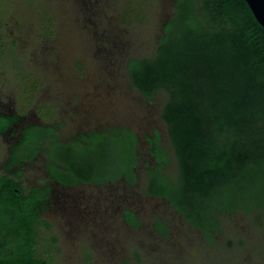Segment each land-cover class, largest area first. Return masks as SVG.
<instances>
[{
    "label": "rangeland",
    "instance_id": "obj_1",
    "mask_svg": "<svg viewBox=\"0 0 264 264\" xmlns=\"http://www.w3.org/2000/svg\"><path fill=\"white\" fill-rule=\"evenodd\" d=\"M171 3L172 0H0V89L10 95V102L19 112H35L47 124L64 122L63 140H72L87 129L107 132L112 127L129 126L140 136L156 130L163 146L173 154L161 118L167 95L160 94L150 105L129 86L126 70L129 58L153 57L163 22L174 16ZM32 92L34 100L28 108H22ZM92 93L103 94L98 98L102 101L93 103L99 111H82L83 104H90ZM49 109L52 117H47ZM81 116L89 119L84 121ZM114 147L111 142L110 163H119L121 155L118 157L120 152ZM146 149L142 144L137 156L140 158ZM102 153L95 154L96 159ZM5 155L6 142L0 139V163ZM140 162V182L132 195L139 205L141 225L131 230L126 242L125 258L130 264H264V172L257 178L256 188L247 185L243 191V182L234 183L218 190L212 200L202 201L200 208L209 220L193 214L205 226L201 232L167 202L146 197L143 158ZM164 173L172 179L178 177L174 157ZM219 207H233L237 212L219 214L216 223L211 218ZM158 220L168 225L165 238L155 230ZM207 231L215 232L209 237ZM54 241L65 244L62 254L53 246L49 250L48 244ZM40 242L38 258L50 264H82L75 248L80 243L75 233L59 226L43 234ZM98 258V264H104ZM103 258L107 264L123 261L122 255Z\"/></svg>",
    "mask_w": 264,
    "mask_h": 264
},
{
    "label": "trees",
    "instance_id": "obj_2",
    "mask_svg": "<svg viewBox=\"0 0 264 264\" xmlns=\"http://www.w3.org/2000/svg\"><path fill=\"white\" fill-rule=\"evenodd\" d=\"M174 4L173 19L163 27L165 34L153 57L129 58L126 70L133 89L149 103L167 95L161 118L173 154L156 142L158 166L151 172L147 193L165 198L189 223L205 230L193 216L209 220L200 208L202 201L212 200L218 190L234 183L243 182V191L247 185L256 188L264 172V29L245 0H175ZM6 125L0 116V134ZM26 137L35 146L41 140L53 141V163H110L109 145L114 142L118 157L128 154L130 170L136 166L137 140L129 130L121 139L96 135L89 147L80 142L62 144L51 128L33 127ZM34 150L26 155L29 160L37 155ZM173 157L179 168L176 179L164 173ZM3 185L0 264H35L36 234L22 215L32 207L23 205V194H16L14 186L6 192ZM236 212L233 207H219L211 220L217 223L219 214ZM130 222L135 228L141 225L132 212ZM156 226L162 230L159 221ZM213 232L207 231V236Z\"/></svg>",
    "mask_w": 264,
    "mask_h": 264
},
{
    "label": "flooded vegetation",
    "instance_id": "obj_3",
    "mask_svg": "<svg viewBox=\"0 0 264 264\" xmlns=\"http://www.w3.org/2000/svg\"><path fill=\"white\" fill-rule=\"evenodd\" d=\"M174 1L172 0L171 4L175 8ZM172 19L173 16L163 22L158 41L165 34L163 27ZM34 95V92L27 95L26 98H30V101L23 103L22 108L29 107V104L34 100ZM9 96L0 89V116L5 119L7 124L5 130L0 134V139L6 142V155L0 163V185L4 184L6 192L14 186L16 194L19 192L23 194V205L28 208L32 207L30 211L22 215L27 216L30 220V226L36 234L35 264H50L49 260L38 258L37 250L41 245V236L49 234L59 226L77 235L80 243L76 244L75 248L77 253L79 252L82 264H98V257H101V261L107 264L108 262L104 260L103 256L120 257V255L123 258L122 264H130L125 258L128 251L126 242L129 240L131 230L136 229L131 225L130 213L132 212L141 222L139 205L132 195L140 182L137 169L141 163L140 159L144 160L148 188L152 183L151 172L156 171L158 166L157 156L154 153L157 150L156 142H159L163 149L169 153L163 146L159 132L153 130L150 135L140 136L129 126L112 127L107 132L87 129L83 133L79 132L72 140H63L62 132L66 128L64 122L47 124L35 112L27 111L26 114L19 112L17 106L10 102ZM100 96L103 97V94L92 93L90 104H83L82 111L89 112L93 108L99 111V107L94 106L93 103L102 101L98 99ZM84 108L87 109L84 110ZM108 109L112 110L110 107ZM46 111L48 112L47 117H52L51 109ZM81 117L84 121L89 119V116ZM33 127L53 129V134L57 135L58 141L62 144L80 142L86 147L92 144L93 137L96 135L105 134L110 139H121L124 133L129 130L137 140L134 150L136 166L130 170L129 167L132 166L127 159L128 154L122 156L119 163L103 165L89 162L53 163L50 157V153L54 151L53 141L41 140L40 145L36 143V146L25 141L26 132ZM142 144L146 145L147 151L139 158L137 151ZM33 149L37 150V155L29 160L30 151ZM15 154L16 156H14ZM40 160L43 161L38 162ZM52 170L56 171V176L52 174ZM128 170L134 173V178H131ZM146 197L152 201L167 202L172 206L163 197H154L148 193H146ZM158 221L162 225V230L157 226H155V230L162 238H165L169 233L168 225L163 220ZM191 226L201 231L193 224ZM63 245L65 246L64 243L60 244V242L54 241L52 244H48V248L51 250V246H53L58 254H62V250L65 248ZM110 261L112 262V260Z\"/></svg>",
    "mask_w": 264,
    "mask_h": 264
},
{
    "label": "water",
    "instance_id": "obj_4",
    "mask_svg": "<svg viewBox=\"0 0 264 264\" xmlns=\"http://www.w3.org/2000/svg\"><path fill=\"white\" fill-rule=\"evenodd\" d=\"M257 22L264 29V0H245Z\"/></svg>",
    "mask_w": 264,
    "mask_h": 264
}]
</instances>
